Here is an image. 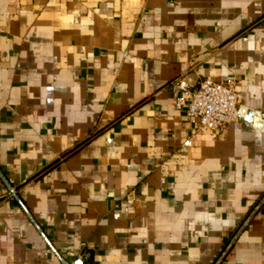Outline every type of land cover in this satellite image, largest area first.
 Returning <instances> with one entry per match:
<instances>
[{"label":"crops","instance_id":"crops-1","mask_svg":"<svg viewBox=\"0 0 264 264\" xmlns=\"http://www.w3.org/2000/svg\"><path fill=\"white\" fill-rule=\"evenodd\" d=\"M183 72L264 113V0H0V264H264V120L185 146Z\"/></svg>","mask_w":264,"mask_h":264},{"label":"built area","instance_id":"built-area-1","mask_svg":"<svg viewBox=\"0 0 264 264\" xmlns=\"http://www.w3.org/2000/svg\"><path fill=\"white\" fill-rule=\"evenodd\" d=\"M174 105L184 113L189 123V135L185 146L193 144V137L211 131L220 133L230 126L247 123L248 112L253 117L264 120V113L250 111L241 103V93L237 90L236 78L217 80L211 76L199 77L192 81L187 72L181 73L172 82ZM251 125H254L252 120ZM84 253L80 259L84 261ZM67 264V263H66Z\"/></svg>","mask_w":264,"mask_h":264},{"label":"water","instance_id":"water-1","mask_svg":"<svg viewBox=\"0 0 264 264\" xmlns=\"http://www.w3.org/2000/svg\"><path fill=\"white\" fill-rule=\"evenodd\" d=\"M73 264H85L81 259H77Z\"/></svg>","mask_w":264,"mask_h":264}]
</instances>
